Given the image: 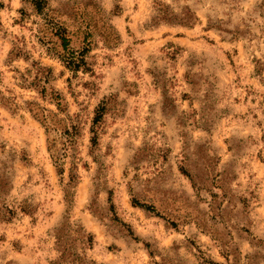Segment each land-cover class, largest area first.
<instances>
[{
  "label": "rangeland",
  "instance_id": "obj_1",
  "mask_svg": "<svg viewBox=\"0 0 264 264\" xmlns=\"http://www.w3.org/2000/svg\"><path fill=\"white\" fill-rule=\"evenodd\" d=\"M0 2V93L17 102L0 101V264H69L56 243L69 223L102 264H264V0H48L89 13L88 71L40 42L29 1ZM158 2L178 17L159 19ZM32 102L79 126L60 162Z\"/></svg>",
  "mask_w": 264,
  "mask_h": 264
},
{
  "label": "trees",
  "instance_id": "obj_2",
  "mask_svg": "<svg viewBox=\"0 0 264 264\" xmlns=\"http://www.w3.org/2000/svg\"><path fill=\"white\" fill-rule=\"evenodd\" d=\"M33 6L35 12L40 17V21L37 22V31L38 39L41 43L48 45L49 51H53L58 55L60 60L64 65L73 71H79L81 69L88 71L89 63L87 61V53L90 51L91 41V22L89 21V13L86 10H82V13H79V10H76V14L83 15V21L77 22L75 18L70 17L65 12L60 11L57 8L49 6L48 0H27ZM159 10V19L170 20V16H175L176 13L170 11L165 3L158 2ZM2 3L0 2V6ZM94 5H92L93 7ZM95 8V7H93ZM78 9V8H77ZM97 11V9L95 8ZM24 13V11H23ZM68 18V19H67ZM196 19L195 13L192 10H186L183 12L182 17H179V24L184 26H190ZM72 20V21H71ZM75 22V23H74ZM72 26L76 29H72ZM80 35V37H79ZM74 38H78L81 42L79 47L73 45ZM82 38V39H81ZM40 66L38 71L41 73ZM48 70V69H47ZM50 71V68H49ZM52 75H34V78L30 82V85L38 89V92L41 96L49 97L52 100L56 101L57 107L63 110L64 105L62 104L63 97L62 95L50 85ZM0 101H3L6 104L17 107V102L14 99L2 95L0 93ZM106 102L100 104L95 112L93 118V137L92 143L96 145L98 141V132L96 128L102 122L103 116L106 111ZM31 111H34L35 115L40 118L41 122L46 127L47 131L52 135L50 139L49 149L51 151L52 157L55 161H62L63 157L67 154V143L60 139V137L69 136L72 141L74 136L77 135L80 131L79 126L76 123H71L70 125H63L62 120L59 119L55 112L47 109L46 107L41 106L37 102H32L30 105ZM59 132V136L54 132ZM54 134V135H53ZM64 168L59 167V172L62 173ZM187 176H190L189 173H185ZM74 173L71 176L69 185H72L75 182L76 176ZM78 176V175H77ZM133 204L140 206L148 211L157 213L154 205H149L147 203H141L137 198H133ZM27 209H24L26 211ZM9 213H12L13 210L7 208ZM159 214V213H157ZM83 227L78 226L77 228L73 227L72 223H69L67 227H58L56 229V243L59 248V260L63 263L69 264H102L98 263L94 259H90L85 255L80 254L72 245V235H75L77 239H84L85 242L91 246L93 244V237L89 233H85ZM72 233V235H70ZM88 234V235H87Z\"/></svg>",
  "mask_w": 264,
  "mask_h": 264
}]
</instances>
